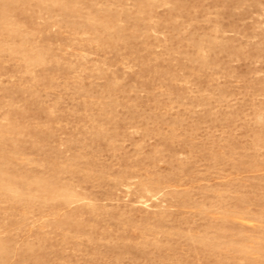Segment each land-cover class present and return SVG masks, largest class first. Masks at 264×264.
Instances as JSON below:
<instances>
[{
  "label": "rangeland",
  "instance_id": "rangeland-1",
  "mask_svg": "<svg viewBox=\"0 0 264 264\" xmlns=\"http://www.w3.org/2000/svg\"><path fill=\"white\" fill-rule=\"evenodd\" d=\"M0 264H264V0H0Z\"/></svg>",
  "mask_w": 264,
  "mask_h": 264
}]
</instances>
